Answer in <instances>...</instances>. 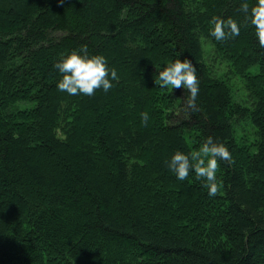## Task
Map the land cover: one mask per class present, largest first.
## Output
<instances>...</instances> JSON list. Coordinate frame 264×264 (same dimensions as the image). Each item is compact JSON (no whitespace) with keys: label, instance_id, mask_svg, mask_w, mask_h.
<instances>
[{"label":"trees","instance_id":"1","mask_svg":"<svg viewBox=\"0 0 264 264\" xmlns=\"http://www.w3.org/2000/svg\"><path fill=\"white\" fill-rule=\"evenodd\" d=\"M241 2L0 0V264H264V48ZM84 45L117 70L107 93L57 87ZM177 58L198 111L154 82ZM209 136L234 160L215 197L166 163Z\"/></svg>","mask_w":264,"mask_h":264},{"label":"clouds","instance_id":"2","mask_svg":"<svg viewBox=\"0 0 264 264\" xmlns=\"http://www.w3.org/2000/svg\"><path fill=\"white\" fill-rule=\"evenodd\" d=\"M239 11L244 14V23L254 27L255 36L259 46L264 48V0H256L251 5L248 0H242ZM210 35L216 41H224L240 35L241 24L235 19L213 16L210 20ZM62 79L58 82V89L70 96H94L96 91L102 89L107 93L113 88L112 81H118L117 70L108 66L107 59L102 55H89L87 46L79 51L73 50L68 54H61L60 60L55 64ZM155 84L161 89L181 90L189 93L186 99L187 109L198 111L197 97L199 95V79L197 69L193 62L187 58H177L170 61L158 72ZM149 115L141 113V122L147 125ZM229 165L234 163L231 152L224 143L215 141L211 136L201 144L198 150L185 154L175 152L167 166L180 181L188 179L191 171L195 178L203 181V187L208 190L209 197H215L220 191L217 181L219 161Z\"/></svg>","mask_w":264,"mask_h":264}]
</instances>
